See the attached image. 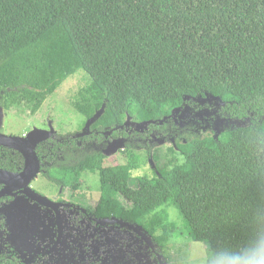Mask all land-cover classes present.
<instances>
[{
  "label": "trees",
  "instance_id": "trees-1",
  "mask_svg": "<svg viewBox=\"0 0 264 264\" xmlns=\"http://www.w3.org/2000/svg\"><path fill=\"white\" fill-rule=\"evenodd\" d=\"M79 70L88 82L69 108L83 123L101 111L99 126L54 134L34 151L41 176L69 196L79 188L76 170L99 156L95 213L152 242L154 253L136 237L135 263L132 236L120 229L123 243L112 240L103 263L158 264L159 254L169 264L178 229L166 208L174 207L189 240L209 249L206 264H264V0H0L1 110L35 114ZM197 74L217 91L219 116L251 122L176 143L166 159L145 143L150 178L126 206L120 189L139 166L132 144L171 137L174 110L203 108ZM113 140L125 143V163L106 166L100 148ZM24 167L22 153L0 146V170ZM19 200L27 199L0 193V223L17 234L27 220Z\"/></svg>",
  "mask_w": 264,
  "mask_h": 264
},
{
  "label": "rangeland",
  "instance_id": "rangeland-1",
  "mask_svg": "<svg viewBox=\"0 0 264 264\" xmlns=\"http://www.w3.org/2000/svg\"><path fill=\"white\" fill-rule=\"evenodd\" d=\"M204 97L198 98L196 102L203 108L195 111L189 106L174 110L173 122L175 134L165 139H153L152 141H139L132 144L133 149L139 156V166L132 171L130 177L124 180L120 189V196L125 205H129L136 194L137 188L146 184L150 178L153 162L151 154L145 149L144 144L149 145L150 150H157L162 159L169 157V150H175L176 143H185L191 139L207 136L216 137L220 133L236 127L248 125L251 121L244 119L233 121L217 114L218 96L217 91L205 78L196 75ZM88 82L87 75L79 70L68 77L59 88L50 95L41 105L40 109L31 114L26 108L20 106L11 107L4 111L0 109V134L12 137H21L33 145L39 141L46 140L54 134L63 136L66 134L81 136L88 134L90 128L99 125L98 119L101 111L82 122V117L69 108L72 96ZM126 125L141 130L142 126H135L128 120ZM125 143L121 140L109 141L100 152L104 157L103 164L114 166L125 163L122 151ZM176 152V151H175ZM166 157V158H165ZM99 156L91 157L85 165L76 170V182L79 184L77 191L72 193V198L84 196L91 205H94L100 194L98 181ZM30 188L41 193L45 197L55 201L63 197L71 202H77L69 196V189L56 190L40 173L30 182ZM21 208L26 207L23 200L19 201ZM169 220L177 226L176 239L167 245L166 254L169 256V264H206L210 257L209 249L203 243L193 242L188 238V231L184 227L179 212L174 207H167ZM30 211V210H29Z\"/></svg>",
  "mask_w": 264,
  "mask_h": 264
},
{
  "label": "flooded vegetation",
  "instance_id": "flooded-vegetation-1",
  "mask_svg": "<svg viewBox=\"0 0 264 264\" xmlns=\"http://www.w3.org/2000/svg\"><path fill=\"white\" fill-rule=\"evenodd\" d=\"M70 198L77 202L63 197H58L55 201L47 198L57 205L58 218L51 208L27 198L23 200L26 207L18 209L24 211L27 218L22 223L23 226L26 225L25 229L17 234L10 229V225L5 226V219L0 223V264H104L106 249L112 248L111 241L122 238L124 231L126 241L130 235V240L134 241L132 250L127 249L132 261L136 263L139 240L154 253L150 238L134 225L112 216L97 215L95 209L98 200L91 205L84 196ZM120 229H124L123 232ZM139 233L149 239L150 245ZM119 241L123 243L122 240ZM156 258L158 264H164L159 254H156ZM132 261L131 264H134ZM125 263L128 264V261Z\"/></svg>",
  "mask_w": 264,
  "mask_h": 264
},
{
  "label": "water",
  "instance_id": "water-1",
  "mask_svg": "<svg viewBox=\"0 0 264 264\" xmlns=\"http://www.w3.org/2000/svg\"><path fill=\"white\" fill-rule=\"evenodd\" d=\"M37 143L33 146L21 137H10L0 134V146L15 149L22 153L25 158V167L21 172L13 173L6 170H0V183L5 184V187L0 193L11 194L13 192H20L27 199L54 210L56 217L58 218L57 205L51 203L47 198L38 194L29 186L30 182L37 176L40 170V163L34 151V147ZM119 223L123 226H127L125 223ZM139 235L150 245L149 239L144 234L139 233Z\"/></svg>",
  "mask_w": 264,
  "mask_h": 264
}]
</instances>
